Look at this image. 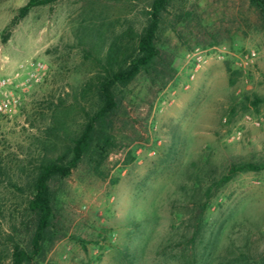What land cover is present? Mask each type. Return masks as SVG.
I'll use <instances>...</instances> for the list:
<instances>
[{
  "label": "rangeland",
  "instance_id": "1",
  "mask_svg": "<svg viewBox=\"0 0 264 264\" xmlns=\"http://www.w3.org/2000/svg\"><path fill=\"white\" fill-rule=\"evenodd\" d=\"M27 1L0 0V77L43 66L40 81L20 93L15 116L0 119L9 168L0 183V264H10L14 243L31 250L25 175L44 147L43 127L52 114L70 132L83 123L74 96L96 72L84 51H92L95 35L107 44L128 26L140 30L147 7L55 0L32 8L3 42ZM156 43V71L118 92L107 120L116 143L108 157L98 168L84 158L51 182L50 239L28 264H264V169L219 184L231 165L264 162V103H250L264 96L259 16L249 0H170ZM225 62L240 72L233 86ZM59 97L67 103L56 111ZM91 101L81 104L87 110ZM49 144L53 155L65 148Z\"/></svg>",
  "mask_w": 264,
  "mask_h": 264
},
{
  "label": "trees",
  "instance_id": "2",
  "mask_svg": "<svg viewBox=\"0 0 264 264\" xmlns=\"http://www.w3.org/2000/svg\"><path fill=\"white\" fill-rule=\"evenodd\" d=\"M136 1L147 3V7L142 10L145 24L140 30L128 26L115 34L107 44L103 42L102 35H95L93 39L97 38V43L91 47L92 51H84L85 59L96 67V72L79 87L74 96L73 103L83 114V123L77 130L70 132L64 120L59 115L52 114L50 122L42 129L44 147H41V152H36L34 163L25 175L27 180L25 190L28 196L26 210L33 221L31 250L27 251L18 243H14L10 264H28L41 256L43 244L50 239L54 219L51 182L69 177L84 158L93 161L96 168L102 164L116 145L107 120L118 108L117 95L120 88L127 86L139 74L150 75L152 71H156L157 60L161 57V51L156 43L157 34L163 14L170 6V0ZM53 2L55 0H28L25 5L18 8L17 14L4 30L2 41L6 42L13 26L26 17L32 8ZM249 3L257 12L264 29V0H249ZM91 35L94 36L90 30L87 36ZM224 66L228 83L233 86L240 72L232 70L228 62H225ZM232 75L235 79L231 77ZM90 99L91 107L86 110L81 102ZM66 103V100L59 97L55 104L56 111L63 109ZM250 103L257 109L264 103V96L254 95ZM56 141L62 142L65 148L60 154L53 155L47 150L52 148L49 143ZM8 169L3 152L0 151V183L7 181ZM262 169L264 162L231 165L219 184L228 182L238 173L258 172Z\"/></svg>",
  "mask_w": 264,
  "mask_h": 264
},
{
  "label": "built area",
  "instance_id": "3",
  "mask_svg": "<svg viewBox=\"0 0 264 264\" xmlns=\"http://www.w3.org/2000/svg\"><path fill=\"white\" fill-rule=\"evenodd\" d=\"M196 60L201 62V56L196 52ZM255 56V52H247L244 54V59L249 60ZM28 67H32L31 72H26L23 76L20 72L12 75L0 77V119H11L15 116L20 106V93H24L30 87V83H38L41 79V69L43 66L40 63H30ZM27 67V68H28ZM23 70V66H20Z\"/></svg>",
  "mask_w": 264,
  "mask_h": 264
}]
</instances>
